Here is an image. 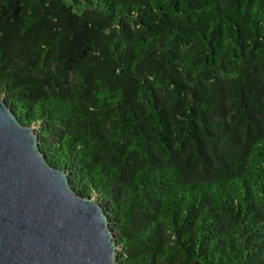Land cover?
I'll return each mask as SVG.
<instances>
[{"label": "trees", "instance_id": "trees-1", "mask_svg": "<svg viewBox=\"0 0 264 264\" xmlns=\"http://www.w3.org/2000/svg\"><path fill=\"white\" fill-rule=\"evenodd\" d=\"M0 98L116 264H264V0H0Z\"/></svg>", "mask_w": 264, "mask_h": 264}, {"label": "water", "instance_id": "water-1", "mask_svg": "<svg viewBox=\"0 0 264 264\" xmlns=\"http://www.w3.org/2000/svg\"><path fill=\"white\" fill-rule=\"evenodd\" d=\"M117 251L103 206L73 189L0 99V264H116Z\"/></svg>", "mask_w": 264, "mask_h": 264}, {"label": "rangeland", "instance_id": "rangeland-1", "mask_svg": "<svg viewBox=\"0 0 264 264\" xmlns=\"http://www.w3.org/2000/svg\"><path fill=\"white\" fill-rule=\"evenodd\" d=\"M0 99H2V98H0Z\"/></svg>", "mask_w": 264, "mask_h": 264}]
</instances>
